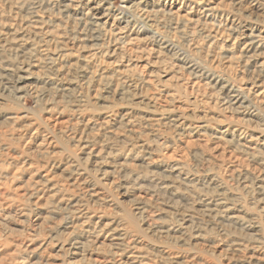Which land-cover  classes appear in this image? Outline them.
<instances>
[{"label":"rangeland","instance_id":"rangeland-1","mask_svg":"<svg viewBox=\"0 0 264 264\" xmlns=\"http://www.w3.org/2000/svg\"><path fill=\"white\" fill-rule=\"evenodd\" d=\"M0 198V264L264 261V0H0Z\"/></svg>","mask_w":264,"mask_h":264},{"label":"bare ground","instance_id":"bare-ground-1","mask_svg":"<svg viewBox=\"0 0 264 264\" xmlns=\"http://www.w3.org/2000/svg\"><path fill=\"white\" fill-rule=\"evenodd\" d=\"M202 3V2H201ZM200 3V4H201ZM69 11V10H68ZM221 31V33L222 34H226L225 33V30H220ZM220 32H219V34H221ZM227 35V34H226ZM228 36V35H227ZM244 53V52H243ZM227 87V86H226ZM225 91V90H224ZM230 92L231 93H238V91H235V90H233V88H231L230 89ZM258 96V95H257ZM235 97H237V96H235ZM231 102V101H230ZM185 181V180H184ZM39 195V194H38ZM1 199V198H0ZM32 199V198H31ZM219 207H220V205H219ZM225 209V211H227V210H229V208H226V207H224ZM147 209H148V207H147ZM7 211V210H6ZM140 211H142V210H140ZM35 213V212H34ZM144 213V212H143ZM150 215V214H149ZM149 215H147V216H149ZM22 216H24V215H22ZM81 218V217H80ZM147 218V217H146ZM231 218H233V217H231ZM230 218V219H231ZM243 218V217H242ZM238 219V218H237ZM89 225V224H88ZM117 225V224H116ZM112 226V225H111ZM108 230V229H107ZM82 233V232H81ZM99 237V236H98ZM117 240H119V239H117ZM121 240V239H120ZM128 241V240H127ZM133 242V241H132ZM196 243V242H195ZM131 244V243H130ZM129 244V245H130ZM134 244V243H133ZM218 246V245H217ZM47 247V246H46ZM69 247V246H68ZM71 247V246H70ZM24 249V248H23ZM43 249V248H42ZM73 249V248H72ZM241 249V248H240ZM232 250V249H231ZM230 250V251H231ZM248 250V249H247ZM39 251V250H38ZM242 251V250H241ZM219 252V251H218ZM237 253V252H236ZM141 254V253H140ZM144 254H145V252H144ZM217 254V253H216ZM228 255V254H227ZM233 255V254H232ZM145 256V255H144ZM187 256V255H186ZM251 256V255H250ZM149 257V256H148ZM223 257H225V256H223ZM235 257H236V255H235ZM238 257V256H237ZM129 258H132V259H134V260H137V259H140L141 257L140 256H137V255H132V257H129ZM186 258V257H185ZM226 258V257H225ZM99 259V258H98ZM173 259V258H172ZM189 259H190V257H189ZM231 259V258H230ZM15 260V259H14ZM23 260V259H22ZM26 260V259H25ZM84 260V259H83ZM100 260V259H99ZM186 260V259H185ZM261 260H263V259H261ZM259 261V262H256V263H252V262H248V264H264V261ZM94 261H96V259L94 260ZM140 261H142V260H140ZM228 261H229V259H228ZM247 261V260H246ZM137 262V261H136ZM201 262V261H200ZM230 262V261H229ZM254 262V261H253ZM242 264H244L243 262H241ZM128 264V263H127ZM177 264V263H176ZM221 264V263H220Z\"/></svg>","mask_w":264,"mask_h":264}]
</instances>
